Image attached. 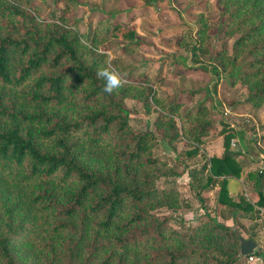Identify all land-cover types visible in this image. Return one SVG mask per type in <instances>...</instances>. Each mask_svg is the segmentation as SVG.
I'll return each mask as SVG.
<instances>
[{"label":"trees","instance_id":"trees-1","mask_svg":"<svg viewBox=\"0 0 264 264\" xmlns=\"http://www.w3.org/2000/svg\"><path fill=\"white\" fill-rule=\"evenodd\" d=\"M53 1L61 11L41 16L33 0H0V264L238 262L239 226L206 208L194 225L187 223L178 211L177 185L159 183L183 171L153 149L164 138L171 150L183 142L186 156L201 154L204 161L188 174L207 171L200 189L218 184L216 201L233 221L242 213L253 219L264 208V164L249 167L238 158L243 150L231 144L233 126L220 119V155L202 147L214 124L211 111H221L215 99L221 71L246 87V102H264V0H218L220 30L233 39L230 51L204 44L209 28L202 14L195 32L184 30L180 45L187 53L169 56L212 75L208 95L192 105L158 95L161 71L126 68L125 54L138 49L141 39L133 27L123 29L129 23L118 18L121 9L110 8L109 24L99 21L83 33L71 15L76 0ZM199 51L209 60L202 61ZM109 52L115 57L110 65L101 54ZM109 67L126 80L112 94L97 77L98 69ZM127 97L140 101L145 114L155 113L154 129H134ZM247 138L256 140V133ZM232 177L243 178L254 200L243 192L230 195ZM200 189L195 194L203 202Z\"/></svg>","mask_w":264,"mask_h":264},{"label":"rangeland","instance_id":"rangeland-1","mask_svg":"<svg viewBox=\"0 0 264 264\" xmlns=\"http://www.w3.org/2000/svg\"><path fill=\"white\" fill-rule=\"evenodd\" d=\"M33 2L41 16H48L62 9V4L53 0H33ZM112 7L121 9L122 12L117 14L118 18L128 21L129 24L123 26V29L133 27L138 38L141 39L139 48L127 52L124 56L123 63L127 69L134 73L146 70L151 75L161 71V80L156 83L158 95L167 98L179 96L186 105H192L200 97L208 95L205 86L212 82L211 73L201 68H184L181 64L174 63L169 53L184 55L187 53L180 45V41L184 30L188 27L193 32L196 31L198 27L196 19L199 14L203 15L209 28L204 44L209 48L224 44L230 51L233 39L228 38L220 30L222 17L218 0H76L71 15L79 19V29L86 33L91 31L99 21L102 26L109 24L111 15L108 10ZM126 12H130V16ZM116 40L119 43L122 42L120 38ZM198 53L202 61L209 60L207 52L199 51ZM198 88L201 90L197 93L187 91ZM247 93L246 87L239 82H233L227 71H221L215 94L221 111L218 109L211 111L214 124L209 134L204 137L205 142L202 147L204 152L209 154L221 153L224 147V134H220L219 130L222 127L220 119H224L233 126L230 134L232 135L231 140L236 143L234 147L240 146L243 150L238 158L244 165L256 167L260 164L261 151H264V102L258 107H253L244 100ZM125 104L131 111L130 121L134 129L144 127L154 129V112L145 114L141 102L130 97L125 99ZM240 130L244 131V137L240 136ZM251 132L256 133V140L249 142L247 135ZM245 146H249L251 154L245 152ZM186 148L183 142H178L176 149L171 150L166 140L162 138L153 149L155 153H162L167 157L178 171H183L179 176L164 177L159 180L160 184L175 183L179 188L182 197V206L178 210L180 214L189 220L187 223L194 225L195 215L202 216L206 208L219 221L229 225H238L240 230L245 232L247 223L240 219L233 221L231 213L225 206H223L225 210H222V206L216 202L215 194L217 193L207 195L205 187L200 189L201 183L207 180V171L203 173L197 171L193 177L188 174L189 168H198L204 159L201 154L186 156ZM247 166L243 170H247ZM195 189L204 192L203 202L195 194ZM249 215L247 214V217ZM249 260L253 258L249 259V255L242 256L238 263L248 264Z\"/></svg>","mask_w":264,"mask_h":264},{"label":"crops","instance_id":"crops-1","mask_svg":"<svg viewBox=\"0 0 264 264\" xmlns=\"http://www.w3.org/2000/svg\"><path fill=\"white\" fill-rule=\"evenodd\" d=\"M207 150H208V148H207ZM221 150L223 151V148ZM222 151H221V153H222ZM221 153H216L215 155H220ZM207 154L211 155V153L210 154L207 153ZM247 170H248V168H247ZM247 170H244V172ZM228 185L230 188V195L233 198H237V195L241 192H243L244 194H246L248 196V192H250V190H251V187L243 180L242 177L230 178ZM218 188H219L218 184H215L212 187H205L207 195L212 194L213 192L217 193ZM202 193L204 194V192H202ZM215 195H217V194H215ZM248 198L251 200H254V198H251L249 196H248ZM215 199H216V196H215ZM220 205L223 208L222 210H225V208H226L228 210V212L231 213L229 211V209L227 208V206H225L224 204H220ZM223 206H225V208ZM262 209H263L262 207H258V210L254 211V218L253 219H249L247 217V214H245V213L241 214V216H242L241 220H244L247 223V225L245 226V229H246V231H248V232H246V231L242 232L241 231V234L244 236H247V234L249 232L253 231L255 233L254 238L257 240V242L259 244V250L258 251L262 252L259 255H256V254L253 255V260H249L248 264H264V214H263L264 212H262ZM241 263L242 262H240V263L237 262L236 264H241Z\"/></svg>","mask_w":264,"mask_h":264},{"label":"clouds","instance_id":"clouds-1","mask_svg":"<svg viewBox=\"0 0 264 264\" xmlns=\"http://www.w3.org/2000/svg\"><path fill=\"white\" fill-rule=\"evenodd\" d=\"M97 51L99 52L100 50L98 49ZM101 54H104L108 57L107 63L109 65L111 64V60L115 59V57L110 52ZM97 77L103 78L106 81L103 90L108 94H112L117 89L122 88L126 83V80L121 75V73L110 67L98 69Z\"/></svg>","mask_w":264,"mask_h":264},{"label":"water","instance_id":"water-1","mask_svg":"<svg viewBox=\"0 0 264 264\" xmlns=\"http://www.w3.org/2000/svg\"><path fill=\"white\" fill-rule=\"evenodd\" d=\"M234 230H237L236 226H231ZM259 244L257 240L252 236H244L239 233V255L247 256L258 252Z\"/></svg>","mask_w":264,"mask_h":264},{"label":"built area","instance_id":"built-area-1","mask_svg":"<svg viewBox=\"0 0 264 264\" xmlns=\"http://www.w3.org/2000/svg\"><path fill=\"white\" fill-rule=\"evenodd\" d=\"M231 144L235 145V143L231 140ZM264 164V154L261 152V157H260V164L258 165L259 168H261ZM253 256L249 255V259H252Z\"/></svg>","mask_w":264,"mask_h":264}]
</instances>
